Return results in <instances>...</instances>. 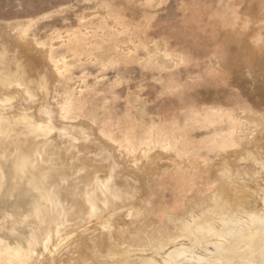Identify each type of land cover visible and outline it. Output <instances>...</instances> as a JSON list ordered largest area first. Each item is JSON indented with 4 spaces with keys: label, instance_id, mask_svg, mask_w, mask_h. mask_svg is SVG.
<instances>
[{
    "label": "rangeland",
    "instance_id": "rangeland-1",
    "mask_svg": "<svg viewBox=\"0 0 264 264\" xmlns=\"http://www.w3.org/2000/svg\"><path fill=\"white\" fill-rule=\"evenodd\" d=\"M5 37L37 101L0 104V261L228 264L221 244L264 229V0H0ZM76 153L114 182L104 201L25 226L50 169L66 189L81 174Z\"/></svg>",
    "mask_w": 264,
    "mask_h": 264
},
{
    "label": "bare ground",
    "instance_id": "bare-ground-1",
    "mask_svg": "<svg viewBox=\"0 0 264 264\" xmlns=\"http://www.w3.org/2000/svg\"><path fill=\"white\" fill-rule=\"evenodd\" d=\"M4 37V36H3ZM10 37V35H9ZM16 37V36H15ZM6 37L2 40L4 41H1L0 42V63L2 64V66L6 69L9 70V74L5 75L4 77H0V85H1V89L3 87V89L5 91H10L9 94H6V92H4V94L6 95H3L0 97V104L1 105H16L18 106L19 108L22 106V107H26V106H31L33 105L37 100V97L35 95H33L29 89H28V86L27 84L25 83H22V77H21V72L23 71L24 72V68L22 67L21 63L19 62L18 60V57L17 55L14 53V52H17L18 50L15 51V49L13 50L12 47H11V50L7 47L8 45L11 46L12 42H7L5 41ZM18 39V38H16ZM15 39V41H16ZM1 40V39H0ZM13 41V39H12ZM18 41H20V39H18ZM7 42V44H6ZM14 44V43H13ZM15 44H17L15 42ZM19 44V43H18ZM17 44V45H18ZM7 45V47L5 46ZM16 45V46H17ZM14 46V45H13ZM15 47V46H14ZM18 47V46H17ZM22 50V49H21ZM10 51V52H9ZM28 51V50H27ZM31 53V52H30ZM27 54V53H26ZM33 54V53H32ZM12 58V61L9 59L10 57ZM6 56H8V61L6 60L5 61V58ZM26 56V55H25ZM24 56V57H25ZM31 56V55H30ZM35 56L33 55V58ZM21 58V57H20ZM32 58V57H31ZM7 59V58H6ZM24 59V58H23ZM35 59V58H34ZM37 59V58H36ZM35 59V60H36ZM34 60V61H35ZM7 62L10 64V66L7 64ZM11 62V63H10ZM13 62V63H12ZM22 62V60H21ZM24 62V60H23ZM13 66L14 68L12 69ZM54 70V69H53ZM1 71V69H0ZM55 71V70H54ZM56 72V71H55ZM39 82H42L41 81V78H40V81ZM40 89H43V85L42 83H40V86H39ZM3 91V90H2ZM2 93V92H0ZM36 97V98H35ZM43 105V104H42ZM35 106V105H34ZM44 106H42L40 108V111L42 112V114H45V113H48L46 111V109L44 110L43 109ZM78 131V130H77ZM40 132V131H38ZM33 135V133H31ZM35 136L37 135H40L39 133L36 135V132L34 133ZM34 138V137H33ZM31 138H29L28 141H30ZM25 140V139H24ZM34 140V139H33ZM28 141H27V144H28ZM25 143H26V140H25ZM33 143V141H32ZM31 145V144H30ZM25 146V144H24ZM29 145H27L28 147ZM27 147H24L26 148L27 150ZM30 147V146H29ZM23 148V149H24ZM22 149V148H21ZM30 149V148H29ZM88 148H87V152H88ZM21 152V150H19ZM25 151V150H24ZM23 151V152H24ZM28 152L31 153V151L28 150ZM57 152V153H55ZM26 153V152H25ZM29 153V154H30ZM39 153V156L41 158L42 161H46V162H49L51 164H55V165H60L62 164V161L64 160V150L62 148H60L59 146L55 147V144L54 145H51L50 143H47L41 150L38 151ZM55 153V154H54ZM28 154V155H29ZM32 154V153H31ZM30 154V155H31ZM48 155V154H54V156H50L48 158H46L45 155ZM21 155V154H20ZM79 154H74V157H75V160L78 161L79 164H81V167L80 168H75L76 171L78 172H81V174L79 176H77L76 178H74L70 183H69V186L68 188L66 189V187H64L62 185L63 183V178L62 177H53V178H49L47 181H46V185H47V193H48V196L50 198V205H49V209H50V212L48 213V217L46 218L44 224H42V227H47L49 224L51 225V228L50 229H54L56 227L61 228L63 226L66 225V223L68 222H71L72 220L76 219V218H79V217H82L83 216V213L84 210V206L86 205V202L89 203V206H88V212H92L93 211V208H98L96 207L97 206V201L99 199V201H104V197H100V192L101 193H104L105 191H110L109 189L112 188V183H114L112 181V183H109V180L107 182L104 183L102 177H100L101 179H98V177L96 176V171L98 169V166L99 164L98 163H91V159L87 156L85 157L84 159L83 158H79L78 157ZM37 156V157H39ZM258 159V158H257ZM262 159V158H261ZM98 160V159H97ZM91 165L90 168H85V166H89ZM84 166V167H83ZM30 168V167H29ZM41 169V168H40ZM67 169V168H66ZM70 169V168H69ZM67 169V170H69ZM82 170H84V172H82ZM120 170V169H119ZM46 171L49 172L46 168ZM45 171V172H46ZM50 173H52V169H50ZM55 171V170H53ZM72 171V170H71ZM105 171V170H104ZM68 172V171H67ZM70 172V171H69ZM68 172V173H69ZM55 173V172H54ZM68 173H66L68 175ZM41 174V173H40ZM104 174V173H103ZM118 174V173H117ZM46 175V174H45ZM98 175V174H97ZM47 176V175H46ZM42 177V176H40ZM223 177V176H222ZM115 178V177H114ZM113 178V179H114ZM112 179V180H113ZM111 180V179H110ZM103 181V182H102ZM101 182L103 183V185L101 184ZM101 184V185H100ZM114 187V186H113ZM43 188V187H42ZM96 191H99V193L97 195H95V192ZM41 192V191H40ZM38 193V192H37ZM40 194V193H39ZM44 194V193H43ZM45 195V194H44ZM24 199V198H22ZM96 199V200H95ZM24 201V200H23ZM19 203V202H18ZM24 203V202H23ZM17 204V202H16ZM20 204V203H19ZM99 205V204H98ZM13 206V205H12ZM22 206V204L20 205ZM14 207V206H13ZM17 207V206H15ZM101 207V206H100ZM241 207V206H240ZM12 210V209H11ZM19 213V212H18ZM11 214V213H9ZM8 214V215H9ZM89 214V213H88ZM7 215V216H8ZM21 215V214H20ZM5 222V221H4ZM7 222V221H6ZM185 223V222H184ZM198 224V223H197ZM6 225V224H5ZM10 225V224H9ZM54 226V227H52ZM186 228V227H185ZM6 229V228H5ZM49 229V230H50ZM208 229V227H207ZM259 230L257 231L258 233H255L254 232V235H248V232L247 234L244 233L243 235V238H239L240 239V250L239 251V248H237V245H239V241L236 242V243H233L232 241H229V242H226L227 243V247L224 248L223 245L226 246L225 242L224 244L220 245V247H222V250L220 248V251L222 252L219 256V257H223V259H227V262L226 260L223 262L225 263H234V258L232 257L233 256H236L235 258H238L237 255H243L245 256V264L246 260H251V256L253 257L255 253H257L258 251V247H259V244L260 243H263L264 242V239L263 241L261 242V239L260 237L263 235L262 233H264V229H259V228H256L255 230ZM7 230V229H6ZM5 230V232H6ZM11 230V229H10ZM252 230V229H251ZM9 231V230H8ZM187 231V230H186ZM254 230H252L253 232ZM10 232V231H9ZM8 232V233H9ZM15 232V231H13ZM18 232V231H17ZM51 230H50V234H51ZM250 232V231H249ZM1 233V232H0ZM4 233V232H3ZM16 233V232H15ZM190 233V232H189ZM12 235V233H10ZM14 234V233H13ZM17 234V233H16ZM237 234V233H236ZM262 234V235H261ZM196 235V234H195ZM204 235V234H203ZM240 235V234H239ZM261 235V236H260ZM3 236V235H2ZM19 236V235H18ZM242 236V235H241ZM13 237V236H11ZM230 238H232L231 236H229ZM1 238V236H0ZM4 238V237H3ZM18 238V237H16ZM14 238V239H16ZM234 238V237H233ZM264 238V237H263ZM22 239V238H21ZM225 239V238H224ZM20 240V238H19ZM230 240V239H228ZM27 241V239H26ZM224 241V240H223ZM198 242V241H197ZM228 243L230 245H228ZM264 246V244H262ZM260 247H261V244H260ZM181 248V247H180ZM200 248V247H199ZM224 248V250H223ZM257 250V251H256ZM226 252L225 253H223ZM230 251V253H229ZM220 253V252H219ZM227 253H229V255H231V257L233 259H230L227 255ZM222 254L224 256H222ZM28 255V254H27ZM25 255L26 257L24 258H27L26 260H28L29 262L32 261V257H30L29 255L27 256ZM227 256V258H225ZM241 256V257H243ZM216 257V256H214ZM222 260V258H221ZM233 260V261H232ZM28 261H25L26 263ZM229 261V262H228ZM231 261V262H230ZM238 262V261H237ZM243 262V261H242ZM251 263V262H250ZM249 262L247 264H250ZM0 264H9L7 262H4V261H0ZM253 264V263H252ZM257 264V263H255ZM262 264V263H261Z\"/></svg>",
    "mask_w": 264,
    "mask_h": 264
},
{
    "label": "water",
    "instance_id": "water-1",
    "mask_svg": "<svg viewBox=\"0 0 264 264\" xmlns=\"http://www.w3.org/2000/svg\"><path fill=\"white\" fill-rule=\"evenodd\" d=\"M6 127V125H4V126H2V125H0V129H4ZM0 131H2V130H0ZM57 173H49L47 176H45L43 179H42V181H41V185L44 187V188H46V181L49 179V178H53V177H58L57 175H56ZM46 191H47V189H46ZM47 197H48V200H42L40 203H39V205H37L36 206V208H35V211H36V213H37V217H39V218H37L38 220L36 221V220H29V221H26V225L25 226H33V225H37L38 227H40L41 226V223H44L45 222V220H46V218L48 217V213L50 212V209H49V207H47L46 206V204H49L50 205V198H49V196H48V193H47ZM25 212V211H24ZM14 222H17V220H14ZM24 226V227H25ZM7 229H9V227H6ZM31 233H32V231H31ZM33 234V233H32ZM34 235V234H33ZM25 255H27V252L26 251H23V252H21L20 254H19V258H24L25 257ZM21 256V257H20Z\"/></svg>",
    "mask_w": 264,
    "mask_h": 264
}]
</instances>
